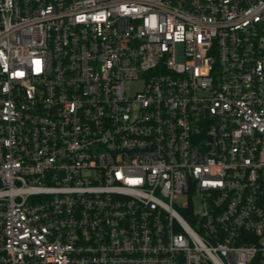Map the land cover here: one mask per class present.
Wrapping results in <instances>:
<instances>
[{
  "label": "built area",
  "instance_id": "built-area-1",
  "mask_svg": "<svg viewBox=\"0 0 264 264\" xmlns=\"http://www.w3.org/2000/svg\"><path fill=\"white\" fill-rule=\"evenodd\" d=\"M0 264H264V0H0Z\"/></svg>",
  "mask_w": 264,
  "mask_h": 264
},
{
  "label": "rangeland",
  "instance_id": "rangeland-1",
  "mask_svg": "<svg viewBox=\"0 0 264 264\" xmlns=\"http://www.w3.org/2000/svg\"><path fill=\"white\" fill-rule=\"evenodd\" d=\"M140 89V86L139 85H132L131 87H130V92H129V94L130 95H133L136 91H138Z\"/></svg>",
  "mask_w": 264,
  "mask_h": 264
}]
</instances>
